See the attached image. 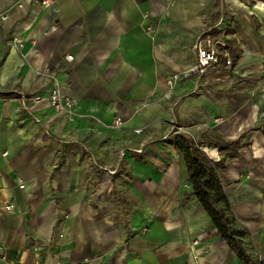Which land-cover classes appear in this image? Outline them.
Listing matches in <instances>:
<instances>
[{
  "label": "crops",
  "instance_id": "1",
  "mask_svg": "<svg viewBox=\"0 0 264 264\" xmlns=\"http://www.w3.org/2000/svg\"><path fill=\"white\" fill-rule=\"evenodd\" d=\"M15 1L0 0V264H242L187 195L172 124L221 154L235 226L264 261V0ZM206 35L231 64L167 91Z\"/></svg>",
  "mask_w": 264,
  "mask_h": 264
},
{
  "label": "trees",
  "instance_id": "2",
  "mask_svg": "<svg viewBox=\"0 0 264 264\" xmlns=\"http://www.w3.org/2000/svg\"><path fill=\"white\" fill-rule=\"evenodd\" d=\"M176 147L182 153L186 164L187 182L191 186L188 196H195L203 207L219 236L242 264H264L258 255L250 252L247 238L249 232L245 228L235 226L231 205L217 174L220 167L218 161L208 159L199 150L200 142L178 133L175 135ZM229 142H217L219 148H225Z\"/></svg>",
  "mask_w": 264,
  "mask_h": 264
},
{
  "label": "built area",
  "instance_id": "3",
  "mask_svg": "<svg viewBox=\"0 0 264 264\" xmlns=\"http://www.w3.org/2000/svg\"><path fill=\"white\" fill-rule=\"evenodd\" d=\"M26 2H28L31 6L39 8L40 10H45L52 6L54 0H16L15 4L17 6L22 7ZM5 16H2L4 18ZM147 31L153 30V26L147 25L146 26ZM11 44L15 48H20L22 46L21 40L18 37H12L11 38ZM193 50L196 53V59L195 61L186 69L182 71H175L170 73L166 80L165 84L167 87V91H170L175 85L178 83L181 79H186L191 76H200L203 75L208 68H210L213 64L218 63L221 58H224L226 65L231 64V59L228 55V52L226 50V44L224 41L221 40H215L210 35H206L200 38H197V40L193 44ZM67 58H71V56H67ZM24 97V96H23ZM26 98V97H24ZM34 101L39 100V97H33ZM48 103L57 111L62 112L67 115L72 114V105L73 101L70 97L63 95L58 87H54L52 91L50 92L48 96ZM122 119L120 116H116L112 122L111 125H109V128L117 129L121 126ZM139 131V130H136ZM181 133L184 135H187L194 139V136L191 134V132L183 127L176 124H172L168 135L171 134H177ZM198 148L200 151H202L205 156L212 160V161H218L216 155V152H209L208 147L205 145L199 144ZM24 185L21 183L19 184V187L22 188ZM6 209L9 211L12 210V207L10 205L5 206ZM196 243V241H194ZM2 257L5 258V254H2ZM259 260H263L261 256H258Z\"/></svg>",
  "mask_w": 264,
  "mask_h": 264
},
{
  "label": "rangeland",
  "instance_id": "4",
  "mask_svg": "<svg viewBox=\"0 0 264 264\" xmlns=\"http://www.w3.org/2000/svg\"><path fill=\"white\" fill-rule=\"evenodd\" d=\"M195 138H196V136H195ZM216 153H217L216 157L218 158L217 160L220 161L221 154L219 152H216Z\"/></svg>",
  "mask_w": 264,
  "mask_h": 264
}]
</instances>
